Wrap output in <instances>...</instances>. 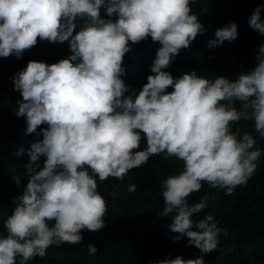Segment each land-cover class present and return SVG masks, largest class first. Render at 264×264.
Listing matches in <instances>:
<instances>
[{"label": "clouds", "instance_id": "obj_1", "mask_svg": "<svg viewBox=\"0 0 264 264\" xmlns=\"http://www.w3.org/2000/svg\"><path fill=\"white\" fill-rule=\"evenodd\" d=\"M194 3L0 0V63H12L0 92L15 102L17 161L0 264H256L253 247L228 245L218 211L241 212L231 198L264 167V42L255 33L264 35V4L213 34ZM198 34L213 57L253 36L254 66L232 79L195 69L174 77L165 69ZM149 37L159 47L138 60L151 74L137 90L122 78L123 58ZM51 45L71 54L35 53ZM157 157L158 207L146 225L134 204H147ZM63 253L69 260H58Z\"/></svg>", "mask_w": 264, "mask_h": 264}, {"label": "trees", "instance_id": "obj_2", "mask_svg": "<svg viewBox=\"0 0 264 264\" xmlns=\"http://www.w3.org/2000/svg\"><path fill=\"white\" fill-rule=\"evenodd\" d=\"M256 2L264 4V0H195L191 8L197 14L198 19L207 26V31L213 30L214 34L216 28L223 26L229 21H234L242 15H250L254 10L250 5ZM261 16L264 18V10H262ZM238 31H240L239 26ZM255 33L259 42H264V35L259 34L256 30ZM205 36V34H198L187 49L182 48L180 50L176 59L165 70L169 71L174 77L195 69L198 75H203L206 78H214L220 75L232 79L239 72L249 70L254 66L257 47L253 36H240L235 47L216 57H213L207 50L208 47L203 42ZM210 38L208 37L207 40ZM147 42L148 44L136 47L132 51V55L126 53L123 58L126 75L122 78L127 85L137 90L146 83L147 75L151 74L149 65L138 60H146L147 57H150L152 51L155 55V51L159 47L158 42L151 41L150 37L147 38ZM132 48H134L133 45ZM50 49L51 52L44 54L47 47H40L35 53H42L41 55L45 57L49 55L56 57L62 52L71 54L68 46L65 45H51ZM33 52L34 50L31 51L29 59L22 55L17 60L20 63H27L28 60L32 59ZM11 66L10 62L9 65L0 63V82L7 78L8 68H11ZM171 90L169 87L168 91ZM14 108L13 96L2 90L0 92V229L2 228L1 220L7 214L5 209L8 208L9 210L11 207L10 200L6 202L5 194L11 191L10 172L17 164L16 159L13 158L10 146V142L15 135L8 133L10 129L16 126ZM24 123L26 124L25 120ZM234 127H240L241 131L245 129L243 121ZM249 128H251V125L246 127V129ZM144 146L145 143L142 139L140 147L143 148ZM256 147L262 154L264 142L257 140ZM158 160L159 157L149 158L148 160L150 161L149 166L153 171L148 180L150 193L147 196V204H134L146 225H148L149 221L154 220L153 210L158 207L155 185L161 177V172L152 163ZM255 174V179L237 197L231 198L241 208V212L233 216L227 209H220L218 216L223 221L224 228L228 231V235L225 237L228 245L235 246L234 243L239 242L245 247H253L256 260L254 263L264 264V167H261ZM58 260L67 261L69 258H67L66 253H63L59 255ZM47 262L49 261H44L42 264Z\"/></svg>", "mask_w": 264, "mask_h": 264}]
</instances>
